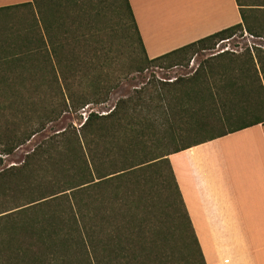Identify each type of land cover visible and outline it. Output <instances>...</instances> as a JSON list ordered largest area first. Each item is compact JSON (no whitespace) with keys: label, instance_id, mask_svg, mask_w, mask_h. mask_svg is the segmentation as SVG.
<instances>
[{"label":"trees","instance_id":"1","mask_svg":"<svg viewBox=\"0 0 264 264\" xmlns=\"http://www.w3.org/2000/svg\"><path fill=\"white\" fill-rule=\"evenodd\" d=\"M237 2L241 22L150 58L130 1L114 0L124 30L135 32L143 51L137 71L188 63V51L214 48L238 31L264 37V0L250 4L258 7ZM27 5L37 10V32L18 35L0 53V161L64 114L108 101L126 76L109 49L99 2L32 0L2 10ZM186 82L184 90L177 80L147 83L110 112L93 110L79 127L47 135L20 164L0 170V264H207L168 156L264 116L165 153L150 142L164 116L172 123L162 137L177 141L238 108L263 111L264 47L223 50ZM162 164L172 183L166 206L175 210L168 219L156 201L168 186ZM175 236L184 240L181 258L170 247Z\"/></svg>","mask_w":264,"mask_h":264},{"label":"crops","instance_id":"2","mask_svg":"<svg viewBox=\"0 0 264 264\" xmlns=\"http://www.w3.org/2000/svg\"><path fill=\"white\" fill-rule=\"evenodd\" d=\"M129 1L150 58L242 21L237 0ZM168 157L206 263L264 264V121Z\"/></svg>","mask_w":264,"mask_h":264},{"label":"rangeland","instance_id":"3","mask_svg":"<svg viewBox=\"0 0 264 264\" xmlns=\"http://www.w3.org/2000/svg\"><path fill=\"white\" fill-rule=\"evenodd\" d=\"M96 3L99 2L102 8V22L106 25V37L112 41L110 50L113 51L116 59L118 60L119 67L124 71L126 76L122 80L121 84L115 88L108 101L101 104H90L85 108L77 112L66 113L58 121L50 123L48 127L34 135L27 143L18 147L12 154L3 155L2 161H0V170L9 167L11 165L20 164L25 155L31 151L36 144H38L43 138L47 135L52 134L54 131H59L69 124H74L79 127L85 120L86 115L91 111L99 112L100 114H106L110 112L116 105L117 101L123 97H135L136 89H140L147 83L152 85V83L159 84L160 81H176L179 82L178 87L185 89L186 79L191 77L197 69H200V64L205 61L208 57L215 55L223 50L229 51H244L246 47L251 45H258L264 47V37H254L246 32L238 31L236 35L229 39H224L219 41L214 48L200 49L196 48L195 50L188 51L186 58L188 59L183 64H177L173 66L168 65H148L144 70L137 71L135 68L139 65L140 60L143 57V51L141 46L136 39L135 32L132 30L130 33H127L124 30L122 24V19L119 15V11L114 3V0H91ZM242 3L248 4L244 7H258L257 5H250L252 3H258V0H242ZM38 18V13L35 8L31 5L19 6L14 8H9L5 10H0V53L2 52V47L7 45H14L15 42H18V35H32L37 32L36 22ZM131 35L132 38H129L128 35ZM216 81L219 79L218 74H215ZM215 83V81L213 82ZM161 86V84H160ZM154 103H158L159 100L155 97ZM203 102V101H202ZM195 103L193 108L195 110H200L203 107V103ZM181 104V103H180ZM178 103L175 102L171 105L170 110L176 109ZM206 108V104H205ZM204 108V110H205ZM238 108L237 110L232 111L231 116L225 117L221 120L214 119L211 121L210 125L205 124L204 127L198 128L196 131L180 137L177 141L171 139L169 135H165L166 131H169L171 128V117H163L157 124H160L156 127L155 133L150 144H155L156 146L162 145L161 148L155 150L159 153H165L171 151L178 145H185L193 143L195 141L206 138L210 135L217 134L228 128L238 126L243 122L249 121L256 116H264V110H254L251 107H247L246 110ZM162 112V109L157 110V112ZM206 119L209 117V113H206L199 118ZM150 150V148L146 149ZM162 171L166 177H168V186L162 191V193H156V201L158 204V209L161 212L160 218L166 217L168 219L172 218L175 214V210L172 207H167L166 203L169 200V194L172 189V183L169 179L168 168L165 164H162ZM168 195V198H167ZM168 199V200H167ZM184 240L182 237L175 236L170 240L171 250L175 253L178 258L183 256L182 251H185L183 248Z\"/></svg>","mask_w":264,"mask_h":264},{"label":"built area","instance_id":"4","mask_svg":"<svg viewBox=\"0 0 264 264\" xmlns=\"http://www.w3.org/2000/svg\"><path fill=\"white\" fill-rule=\"evenodd\" d=\"M247 33V32H246ZM87 118V115H86V117H85V119Z\"/></svg>","mask_w":264,"mask_h":264}]
</instances>
